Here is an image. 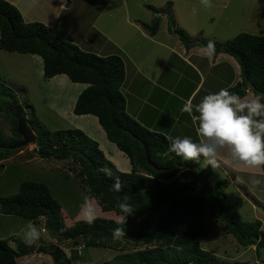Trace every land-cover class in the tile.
I'll return each mask as SVG.
<instances>
[{"label":"trees","instance_id":"16d2710c","mask_svg":"<svg viewBox=\"0 0 264 264\" xmlns=\"http://www.w3.org/2000/svg\"><path fill=\"white\" fill-rule=\"evenodd\" d=\"M147 8L158 14L150 24H142L153 36L159 27V14L167 12ZM167 16L170 31L186 47H191L190 38L182 29L174 28L173 19ZM215 44L216 55L230 56L240 67L241 82L227 89L245 96L248 81L254 95L264 93V37L242 33L225 44ZM0 49L40 57L45 79L65 75L72 83L86 84L72 113L96 117L106 139L126 155L131 168L129 172L118 170L99 144L79 129L46 134L35 141L38 156L74 163L72 170L84 194L89 187L92 189L89 195L96 205L95 222L85 223L81 212L71 218L43 181H24L15 195L0 198V214L32 223L44 218L45 228L60 243L72 241L75 247L82 240L87 248L120 252L102 264H264L261 222L242 220L238 212L241 199L225 203L229 181L210 185L213 170L211 166H202L203 158L197 163L177 157L169 151L168 138L145 128L126 113L122 92L126 72L119 56L85 52L44 24L25 22L18 9L5 0H0ZM8 99L15 101V107L7 103ZM22 112L14 93L9 88L0 89V114L12 124L13 133V139L7 140L0 132V161L9 158L15 151L13 147L22 141L17 131L20 122L27 123ZM143 145L159 171L147 164ZM101 168L110 169L112 176L99 171ZM115 177L124 183L122 192L111 190ZM124 195L130 197L134 213L120 226L115 221L122 214L118 202ZM208 216L221 221L240 247H254L257 259L250 263L224 261L202 249L200 239L208 234ZM116 227H122L126 234L119 240L112 237ZM21 241L24 240L15 235L0 239V264H18V259L28 254L29 246ZM126 245L134 251L127 252ZM40 251L48 253L43 246ZM49 255L53 264H70L58 247H53Z\"/></svg>","mask_w":264,"mask_h":264},{"label":"rangeland","instance_id":"374dc122","mask_svg":"<svg viewBox=\"0 0 264 264\" xmlns=\"http://www.w3.org/2000/svg\"><path fill=\"white\" fill-rule=\"evenodd\" d=\"M122 1L111 0L108 4L109 8L103 9L100 17L93 24L91 21L98 13V9L93 10L88 7L86 10H79L78 19H74L75 23L69 29L65 23L66 11L60 10V8L55 9L47 0H41L40 5H34L25 19L35 20L39 23L42 21L55 35L85 52L102 57L119 56L124 62L126 72V83L122 88L125 99L128 101L126 112L138 123H142L144 127L146 126L144 115L153 117L151 121L147 122L148 126L151 127V131L160 134L167 135L170 130L167 126L173 122L168 121L164 116H159L155 111L163 109L161 111L163 112L167 105L166 109L172 110L177 106L168 102L164 96L150 102L142 100L136 102L134 100L136 97L131 91L135 89L136 94L142 93V76L155 75L158 71L167 75L170 72V62L167 57L170 58L172 55L168 50L152 45L151 41H148V37L141 34V29L127 23L125 21L126 13H128L126 16L133 17L134 20L143 21L141 24H150L157 15L147 10V6L165 10L166 14L173 19L174 28L182 29L190 38L192 48H196L208 40L225 44L242 33L264 37V0H212L211 8H205L200 0H125L127 9L118 10L116 6H121ZM30 4L24 3L25 7H30ZM102 6L103 4H101ZM194 7L197 9L196 13L192 12ZM22 9L26 11L25 8ZM74 11L77 12V9ZM44 13L49 16H45ZM50 14L54 17L58 14L53 26L49 24V19L52 17ZM108 14L110 16L107 17ZM167 15L159 14L162 19H160L161 24L158 27V36H160L158 38L160 40H163L162 37L167 38L160 29L165 25L166 34L170 35L173 46V42L179 38L170 31ZM179 42L186 49L190 48L180 40ZM161 55L166 58L161 59ZM202 59L201 61H206V58ZM136 70H139L140 73L133 75ZM53 80H62L61 85L56 86ZM53 80L43 77L40 57L0 49V89L9 88L14 93L17 104L20 105L23 116L27 119L26 126L35 134L36 139L57 131L79 129L99 144L106 158L118 170L129 172L130 164L127 165L126 159L119 154L117 147L102 134L97 118L91 115L87 117L75 116L72 113L78 95L87 86L72 83L66 76ZM142 99L144 98L142 97ZM7 103L15 107L14 100L8 99ZM7 114L10 115V113ZM0 132L7 140L13 139L12 124L1 114ZM13 148L15 149L14 153L9 158L1 160L0 163V198L15 195L20 184L24 181H43L71 218L81 212L84 192L76 177V172L72 170L75 165L71 160L42 159L36 152V143H27L26 145L20 143ZM202 166H205L204 161H202ZM212 170L213 174L209 178L210 185L213 186L220 180L228 179L221 167ZM256 178L261 180V184L253 185L249 180H246V183L252 195L261 200L264 193V177L256 176ZM236 189L232 184L227 186L225 203H231L238 198L235 196L237 195ZM239 214L245 222L260 221L261 230L264 233L263 208L248 201L243 204ZM16 218L19 223H16L13 217L0 215V239L11 235L23 239V229L29 221L20 217ZM205 222L208 234L200 239L202 249L224 261L250 263L257 259L254 247H240L232 235L227 234L221 221L218 222L208 216ZM34 224L43 229L42 238L32 244L26 243L30 251L18 259V264H53L49 255L53 247L60 248L70 264H102L120 254L119 251L84 247L82 240L75 247L72 241L60 243L45 228L44 218H39ZM10 244L13 243L10 242ZM42 246L47 249L48 253L40 251ZM125 248L127 252L134 251L129 245H126Z\"/></svg>","mask_w":264,"mask_h":264},{"label":"crops","instance_id":"0c3cea01","mask_svg":"<svg viewBox=\"0 0 264 264\" xmlns=\"http://www.w3.org/2000/svg\"><path fill=\"white\" fill-rule=\"evenodd\" d=\"M5 1L9 2L18 9L25 22L27 23L38 22L35 20H27L25 19V17L28 14V12L33 9L34 5H40L41 0H5ZM47 1L51 3L55 9L60 8V10L66 11L65 14L67 17L65 23L68 29L70 28V26H72L75 23L74 19H78L79 10L83 11L86 10L88 7L89 9L91 8L93 10L98 9V13L94 15L91 21V23L93 24L94 21L98 17H100L101 11L103 9L109 8L108 4L111 2V0H47ZM26 2L31 3L30 7H25L24 3ZM101 4H103L102 7ZM125 5L127 4L125 3V0H123L121 6L120 5L116 6V8L118 10L120 9L126 10L127 7ZM22 8H25L26 11ZM76 9L77 12L74 11ZM44 14L45 16H49L46 13ZM126 14L128 15V13ZM126 14H125V21L130 25H135L136 28L141 29V34H143L145 37H148L149 39L148 41H151L150 43L152 45L168 50V52L175 57L174 59L172 56L170 58L167 57V59L170 62L169 65L170 72L167 75H163L162 72L160 71H158L155 75L152 74L146 76L144 74L145 77L140 75L142 76V83H143L142 93L144 94L142 93L136 94L135 89H133L131 92L134 93V97H136L134 98V100L136 102H141V100L144 102H150L151 100L154 99L159 100L162 96H164V98L168 99V102L174 103L177 106V108L173 110L166 109L168 106L167 105L165 111L161 112L163 109H160L158 112L155 111L159 116L162 117L164 116L165 119H167L170 122H173L167 126L170 129L167 132V135H164V133L161 134H163L168 139L169 137L189 136L193 139L194 142H198V136L195 131V126L193 124V121L187 113L181 111L182 107L188 100H191L193 104H198L205 95L209 93L218 92L221 88L232 87L236 83L241 82L239 65L235 62V60L232 57L224 54L215 55L214 58H206L200 45L196 46V48L190 47L189 49H186L179 42V40H175L172 46L170 41V35L166 34L167 29L165 25L164 28L160 27V29L163 33H165L167 38L164 39V37H162L163 40H160V38H158L160 37L158 36L159 29L157 30V33L155 35L150 36L148 33H145L143 31L144 28L142 27V24L148 25L147 23L141 24V22L143 21L134 20L133 17L130 16L128 17L126 16ZM155 15L158 16V14ZM50 16L52 17L49 19L50 22L49 24L53 26L56 22L58 14L55 17L52 14H50ZM108 16L110 15L108 14L107 17ZM42 24L44 23L42 22ZM160 24L161 22L159 23V26ZM168 41H170V43H168ZM162 58H166V57H163L161 55V59ZM202 58H206V61L205 60L204 62L201 61L203 60ZM135 73L138 74L140 73V71L139 70L134 71L133 75H135ZM61 76H65V75H57L53 78H50L49 80H53ZM61 79L63 80L64 78ZM62 80H53V81L55 82L56 86H60ZM246 96L251 98L255 95L251 92L250 89L246 91ZM142 97L144 99H142ZM127 103L128 101H126V111L128 110ZM262 103H264V101ZM126 113L128 114V112ZM87 116L90 115H85V117ZM152 118L153 117L151 116L144 115V119H146L145 127L149 129L151 128L148 126L147 122L151 121ZM102 134L105 136L103 130H102ZM118 151L121 156H123L124 158L126 157L124 154H122L120 150ZM125 159L128 165L129 160L127 157ZM219 160H220V167L221 169L224 170V173L228 178L226 180H229L228 185L232 184L235 189L236 187H239V189L235 190L237 194L235 196H238L237 199H241V206L238 209V212L240 211L243 204L247 203L248 201L251 204L258 206L259 208H263L264 210V193L261 200H259L258 198L256 199L255 196L252 195V192L249 191V187L246 183V180L252 181L253 179H257L256 176L264 177V166L249 167L243 164L242 162H233L231 159H229L226 155L223 154L219 157ZM4 216H8V215H4ZM9 217H13L16 223H19L16 217L14 216H9Z\"/></svg>","mask_w":264,"mask_h":264},{"label":"clouds","instance_id":"9594fccd","mask_svg":"<svg viewBox=\"0 0 264 264\" xmlns=\"http://www.w3.org/2000/svg\"><path fill=\"white\" fill-rule=\"evenodd\" d=\"M200 3L205 8L213 6L212 0H200ZM192 12L196 13L197 9L194 7ZM200 47L206 58L215 57V41L208 40ZM245 89L247 91L252 88L245 85ZM262 100H264L262 94L249 98L246 95L241 96L229 91L227 88H221L218 92L205 95L198 104H193L191 100H188L181 111L191 117L198 142H194L189 136L169 137V151L184 161L198 163L203 158L205 167L211 166L212 169L220 167L219 157L222 154L233 162H242L249 167L264 166V103L261 102ZM99 171L109 177L112 176L108 168H101ZM251 183L259 185L261 180L253 179ZM123 189L124 183L119 177H115L111 190L119 193ZM91 191L89 187L81 204L83 221L89 225L93 224L97 218L96 205H93L89 195ZM118 208L122 214L118 216L115 223L123 226L127 217L134 213L128 195L120 199ZM42 235L43 229L31 221L27 222L23 229V239L27 244L39 241ZM125 235L122 227L112 230V237L115 240Z\"/></svg>","mask_w":264,"mask_h":264},{"label":"water","instance_id":"95a60500","mask_svg":"<svg viewBox=\"0 0 264 264\" xmlns=\"http://www.w3.org/2000/svg\"><path fill=\"white\" fill-rule=\"evenodd\" d=\"M246 87H250L252 88V85L247 82L246 83ZM262 95H264V93H262ZM18 134L22 137V142H21V145H26L27 143H35L36 141V136L30 131L28 130V128H26V125L24 122H20L18 124ZM143 148H144V154H145V159H146V162L149 166H151L153 169H156V170H160L159 168H157L150 160H149V157H148V152L147 150L145 149L144 145H143Z\"/></svg>","mask_w":264,"mask_h":264}]
</instances>
